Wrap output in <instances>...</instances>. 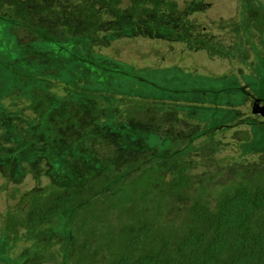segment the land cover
I'll list each match as a JSON object with an SVG mask.
<instances>
[{
	"label": "rangeland",
	"instance_id": "rangeland-1",
	"mask_svg": "<svg viewBox=\"0 0 264 264\" xmlns=\"http://www.w3.org/2000/svg\"><path fill=\"white\" fill-rule=\"evenodd\" d=\"M109 1L110 7L96 6L102 11L98 34L85 33L80 20L77 8L88 0H52L46 16L39 8L28 9L41 20L31 35H36L34 41L23 40L34 50L32 58L20 50L24 33L17 28L11 45L27 62L20 69L17 89L25 88L22 92L12 91L16 88L4 81L0 65V230L9 217L24 222L32 197L81 186L94 171L114 164L129 143L116 150L101 138L112 132L130 142L145 140L157 146L158 154L169 146L163 130L183 138L190 132L183 154L195 186L207 183L218 190L264 172V145L258 142L264 118L253 107L254 98L264 102V0H253L263 19L261 29L249 18L251 0L147 1L148 11L133 15L131 0ZM5 8L3 12L11 10ZM59 12L55 26L51 18ZM61 24L72 31L68 34ZM2 25L11 31L8 23ZM51 53L57 56L55 63ZM143 79L154 80L153 86L170 100L171 121L160 115L164 123L149 133L117 117L131 97L138 101L153 91L140 83ZM181 109L194 110L205 120L194 121L196 113L178 117ZM96 116H102L101 127ZM61 225L57 218L33 229L20 223L17 239L0 241V264H35L43 248L66 240Z\"/></svg>",
	"mask_w": 264,
	"mask_h": 264
},
{
	"label": "trees",
	"instance_id": "trees-1",
	"mask_svg": "<svg viewBox=\"0 0 264 264\" xmlns=\"http://www.w3.org/2000/svg\"><path fill=\"white\" fill-rule=\"evenodd\" d=\"M147 1L157 0H131L130 14L147 12ZM2 4L0 13L5 5L11 10L3 12L5 17L0 19V65L5 69L4 81L13 84L14 91L19 90L20 71L27 65L24 54L30 58L34 55L28 43L36 38L31 35L41 21L28 9L39 8L41 16H46L52 0L48 3L45 0H0V7ZM97 4L103 9L112 2L88 0L85 7L77 8L82 12L80 20L87 34L99 32L102 11L97 10ZM247 11L250 20H255V26L261 29L263 19L253 0L248 2ZM61 15L59 12L56 18H51L53 25L59 24L61 19L57 17ZM2 21L9 24L11 31L4 28ZM61 27L68 34L72 31L68 30L71 29L69 24H61ZM17 28L24 33L18 42L24 54L19 53L18 46L11 45L16 43ZM91 46L99 49L101 45L93 42ZM54 55L51 53L49 57L53 63L57 61ZM52 62L50 69H55ZM44 63L49 65L46 59ZM140 83L148 84L147 88L152 87L153 91L149 90L142 99L139 95L138 101L131 97L126 104L128 108L124 110L123 106L122 114L117 117H124L131 128L149 133L153 126L163 124V119L171 121L170 100L153 86L154 80L143 79ZM166 88L170 92L172 87ZM24 89L21 87L19 91ZM154 91L159 95L154 96ZM36 95L39 94L35 92ZM170 108L175 111V107ZM185 111L181 109L178 117L196 113ZM197 113L194 121L203 119V115ZM95 119L101 127L102 116ZM258 126L261 131L258 142L264 145V124ZM156 129L160 132V128ZM163 131L169 137V146L159 154L157 146L145 140L130 142L128 137L116 132L101 136L115 144L116 150L129 145L114 164L94 171L81 186H68L32 197L24 222L9 217L0 230V241L17 239L20 223L33 229L57 218L62 219L59 230L66 240L56 247L43 248L35 264H264V172L256 173L251 179L233 180L218 190L207 183L195 186V178L187 169L188 161L183 154V147L191 142L188 140L191 130L185 138L170 130Z\"/></svg>",
	"mask_w": 264,
	"mask_h": 264
},
{
	"label": "water",
	"instance_id": "water-1",
	"mask_svg": "<svg viewBox=\"0 0 264 264\" xmlns=\"http://www.w3.org/2000/svg\"><path fill=\"white\" fill-rule=\"evenodd\" d=\"M253 105L255 113L261 115L264 118V103L260 104L259 100H255Z\"/></svg>",
	"mask_w": 264,
	"mask_h": 264
},
{
	"label": "flooded vegetation",
	"instance_id": "flooded-vegetation-1",
	"mask_svg": "<svg viewBox=\"0 0 264 264\" xmlns=\"http://www.w3.org/2000/svg\"><path fill=\"white\" fill-rule=\"evenodd\" d=\"M254 99H255V100H259L258 98H254ZM255 100H254V101H255ZM262 100L264 101V99H262ZM263 103H264V102H263ZM263 103L260 102V104H263ZM258 115H259V114H258Z\"/></svg>",
	"mask_w": 264,
	"mask_h": 264
}]
</instances>
